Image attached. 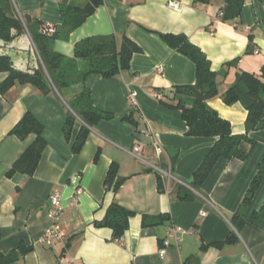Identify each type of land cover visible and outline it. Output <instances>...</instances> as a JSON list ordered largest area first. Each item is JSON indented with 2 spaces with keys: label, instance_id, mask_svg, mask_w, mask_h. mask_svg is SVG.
<instances>
[{
  "label": "crops",
  "instance_id": "crops-1",
  "mask_svg": "<svg viewBox=\"0 0 264 264\" xmlns=\"http://www.w3.org/2000/svg\"><path fill=\"white\" fill-rule=\"evenodd\" d=\"M13 1L23 17L30 14L32 21L57 28L62 24V7L84 5L87 0ZM168 1L104 0L68 39L54 43L55 51L65 57L67 71L81 78L87 64L73 59L77 42L115 35L121 43L126 35L141 47L132 56L130 70L111 78L89 74L64 88L63 96L56 89L43 93L30 84L16 85L7 96L0 93V254L20 246L32 248L12 264H264V218L258 227L245 224L239 230L232 223L264 158V128L250 133L256 144L248 159H219L202 185L201 198L181 200L184 190L177 187L191 188L193 174L216 138L187 136L181 111L155 96L159 91L167 100L175 97L187 107L194 105L191 96L177 95L175 87L195 84L196 64L169 46L160 33L184 34L198 46L218 74L220 91L230 87L239 72L260 74L264 0H245L240 17L232 21L220 18L226 0H178L180 9L170 7ZM30 46L31 41L11 54L18 65L28 59L21 50ZM5 76L0 73V82ZM85 87L91 90L95 106L114 117L96 124L83 149L74 153L82 121L74 123L67 138L64 124L71 111L67 101ZM133 92L140 131L124 120L134 105ZM208 103L230 121L233 133L245 132L247 110L242 103L227 105L220 96ZM28 111L43 123L47 146L32 175L17 172L9 177L7 172L35 140L34 134L21 139L10 133ZM155 139L166 150L161 160L172 175L168 178L160 172L164 192L159 188V172L152 169L161 164L154 153ZM250 147L243 142V149ZM113 163L123 179L116 193L105 185ZM74 176L83 187L77 204L72 203ZM55 192L61 194L64 206V236L45 240L51 225L47 209ZM112 203L134 212L119 238L113 228L100 224ZM263 204L264 177L251 203L241 209L243 217L249 219ZM174 227L179 232L170 230ZM230 234L232 241L214 244Z\"/></svg>",
  "mask_w": 264,
  "mask_h": 264
},
{
  "label": "trees",
  "instance_id": "trees-1",
  "mask_svg": "<svg viewBox=\"0 0 264 264\" xmlns=\"http://www.w3.org/2000/svg\"><path fill=\"white\" fill-rule=\"evenodd\" d=\"M103 1L87 0L84 5L69 4L62 7V24L55 28L39 19H34L26 25L24 17L20 14L13 0H0V73L6 74L0 82V93L7 96L8 92L16 85L30 84L43 93L56 89L63 96V89L76 82L75 79L77 78H75V74L67 71L65 57L55 51L54 43L58 39H68L75 29L95 13ZM244 1L226 0L220 18L224 21L239 18ZM22 33L29 36L31 46L21 50L28 55V59L24 65H18L17 59L5 50L4 45L14 41ZM160 35L169 46L186 55L196 64L195 84L175 87L177 95H187L194 99L193 107H187L181 99L176 100L175 97L169 100L163 97L160 100L164 104L181 111L182 118L188 126L187 136L216 138L202 163L195 170L193 180L190 183L191 188L177 187L184 190L183 196H179L181 200H196L201 198L202 185L219 159L238 158L246 160L250 157L256 144L250 133L264 128V65L260 74L247 71L239 72L235 82L225 91H220L217 80L218 74L212 69L207 55L198 46L193 44L184 34L160 33ZM140 51L141 47L126 35L123 36L121 43L115 35H95L76 43L73 59L84 61L87 64L86 71L79 79H84L89 74L94 73L104 78H111L130 70L132 56ZM233 63L236 61L230 62L228 65ZM216 96H220L227 105L240 102L245 107L247 118L243 134L233 133L230 121L221 117L209 105L208 101ZM67 103L71 109L64 124V132L67 138L71 135L74 123L77 120L82 121V127L72 147L74 153H79L83 149L91 129L101 120L112 119L114 115L95 106L91 90L87 87L83 88L74 99L67 101ZM124 120L132 124L138 131L141 130L139 109L135 106L124 116ZM10 133L21 139L34 134L35 140L7 172V176L11 177L17 172L32 175L47 146L43 123L28 111ZM243 142L250 143L249 150L242 148ZM98 156L99 152L95 160ZM160 165L163 169H167L169 166L164 162V159L161 160ZM263 177L264 158L244 195L239 210L232 217V223L238 230L245 224L258 227L264 218V204L249 219H245L241 212V209L251 203ZM162 178V174L159 172V188L164 192L165 186ZM122 183L123 179L118 174V165L113 163L105 180L106 189L116 193ZM132 215H134L133 211L112 203L100 224L113 228L114 235L119 238L128 228L129 218ZM233 238L234 235L230 234L225 241L214 244L221 246L232 241ZM31 250V247L20 246L17 250L0 254V264H12L20 255H25Z\"/></svg>",
  "mask_w": 264,
  "mask_h": 264
},
{
  "label": "built area",
  "instance_id": "built-area-1",
  "mask_svg": "<svg viewBox=\"0 0 264 264\" xmlns=\"http://www.w3.org/2000/svg\"><path fill=\"white\" fill-rule=\"evenodd\" d=\"M168 5L174 9H180L181 8V4L178 0H169L168 1ZM132 102H133V106L136 105V93L133 92L132 94ZM155 96L156 98H158L159 100L162 99L164 97L162 92H155ZM154 145V153L156 158L161 161V159L166 155V150L163 147V145L157 140L155 139L153 142ZM153 168L156 169L157 171L163 173L165 176H167L168 178H171V172L170 170L167 169H163L161 167V165H153ZM70 184H72L74 186V196H73V204H77L78 201V195L80 193H82L83 191V187L80 184L79 181V177L78 176H74L71 178L70 180ZM64 211V206L62 203V197L61 194L59 192H55L50 196V203L47 209V214L48 217L51 221V225L48 228V230H46L45 234H44V239L45 240H49L53 237H57V238H61L64 236V232L61 229V216L63 214ZM171 231L177 233L179 232V228L178 227H174L170 229ZM170 244L169 240H166V246H168ZM166 250L162 249L161 254L165 255Z\"/></svg>",
  "mask_w": 264,
  "mask_h": 264
},
{
  "label": "rangeland",
  "instance_id": "rangeland-1",
  "mask_svg": "<svg viewBox=\"0 0 264 264\" xmlns=\"http://www.w3.org/2000/svg\"><path fill=\"white\" fill-rule=\"evenodd\" d=\"M14 33H16V32H14ZM26 37L29 38L28 35H25L23 33L19 34L14 41L4 45L5 50H7L11 54H13L15 52V50L17 49V47H20V46L26 47L28 42H30ZM82 75H81V78H82ZM75 81L76 82L79 81V78L75 79Z\"/></svg>",
  "mask_w": 264,
  "mask_h": 264
},
{
  "label": "water",
  "instance_id": "water-1",
  "mask_svg": "<svg viewBox=\"0 0 264 264\" xmlns=\"http://www.w3.org/2000/svg\"><path fill=\"white\" fill-rule=\"evenodd\" d=\"M24 22H25L26 25L32 22V17H31L30 14H26L24 16Z\"/></svg>",
  "mask_w": 264,
  "mask_h": 264
}]
</instances>
